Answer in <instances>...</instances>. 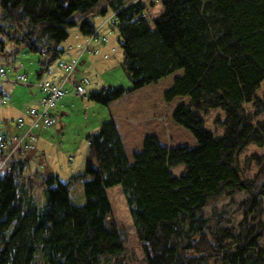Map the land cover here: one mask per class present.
Returning <instances> with one entry per match:
<instances>
[{"label": "trees", "instance_id": "1", "mask_svg": "<svg viewBox=\"0 0 264 264\" xmlns=\"http://www.w3.org/2000/svg\"><path fill=\"white\" fill-rule=\"evenodd\" d=\"M107 2L132 86L88 93L110 114L88 136L85 174L36 181L39 171L23 175L27 160L0 171V264H128L106 193L114 185L144 264H264V158L250 157L253 179L238 163L248 145L264 146V0H161L151 22L142 0ZM106 11L99 0H0V51L22 44L41 55L37 78L50 74L69 29L93 36V16ZM218 109L221 135L204 120ZM81 177L90 178L76 205L70 185ZM36 182L46 205L34 201ZM240 192L248 198L237 226L204 216L210 202Z\"/></svg>", "mask_w": 264, "mask_h": 264}, {"label": "rangeland", "instance_id": "2", "mask_svg": "<svg viewBox=\"0 0 264 264\" xmlns=\"http://www.w3.org/2000/svg\"><path fill=\"white\" fill-rule=\"evenodd\" d=\"M108 0H99L101 5L107 7L104 15L96 14L93 21L104 26L99 30V37H105V43L96 41L90 50H98V54L85 51V66L89 65L88 73L101 81V86H121L129 88L132 86L131 75L124 65L122 49L118 42V31L113 26V10L108 5ZM134 0H125V2ZM146 4V15L151 22L152 17L158 15L161 10V0H142ZM79 14L75 16L78 19ZM78 26L69 29V36L65 46L74 47L75 35L79 34ZM73 44V45H72ZM18 49L19 51L14 52ZM68 49V48H67ZM70 49V48H69ZM71 54V52H70ZM92 54V55H91ZM62 58H69L68 52L61 55ZM41 55L33 53L23 45L8 42L5 51H0V67L5 68L6 75H0V89L5 91L2 96L6 102L0 105V132H18L15 123L18 118L27 119L26 111L30 107L37 106L41 97L37 72L39 71V60ZM80 65H78V68ZM97 72V74H96ZM26 77L24 82H19L17 75ZM66 83L67 94L50 111L55 115V125L48 128L46 132L40 134L38 147L42 146L45 154L42 155V162L33 161L26 167L27 175H33V172L39 171L41 175L35 176L36 181L43 180L44 177L56 175L62 182H68L75 175L85 174V164L88 158L93 157L90 140L88 136L102 123L109 120V108L105 105L88 100L87 97H81L75 94L73 84ZM264 98V84L261 85L257 93ZM250 106V105H249ZM217 117L223 118L222 110H210L204 115L205 126L216 135L222 134V127L216 122ZM46 129V128H43ZM94 129V130H93ZM264 158V146L257 147L250 144L240 153L238 158L239 166L245 178L253 179L258 172L256 162L251 161L252 155ZM1 161V158H0ZM28 164V163H27ZM183 166L175 167L178 171ZM46 171L51 173H46ZM2 172V171H1ZM90 177H81L70 185V199L76 205L85 203L84 181ZM37 183V182H36ZM45 186L36 184L33 190V197L39 206L48 204ZM107 197L110 203L111 215L117 224H119L125 235L127 245L128 264H144L143 253L139 241L134 233L132 219L126 202V196L122 186L114 185L106 189ZM248 198L244 192L236 193L231 197L224 195L210 202L203 208L204 216L212 219L213 224H221L224 227L237 226L243 217L240 203ZM264 220V214H263ZM264 243V239H263ZM111 257V256H108ZM103 264H111L104 260Z\"/></svg>", "mask_w": 264, "mask_h": 264}, {"label": "built area", "instance_id": "3", "mask_svg": "<svg viewBox=\"0 0 264 264\" xmlns=\"http://www.w3.org/2000/svg\"><path fill=\"white\" fill-rule=\"evenodd\" d=\"M96 39L91 36L89 40ZM102 41L106 38L102 37ZM86 49V48H85ZM80 59L74 58L68 61H58L60 69L59 76H43L39 82L38 87L41 93L39 107H31L27 110V119L18 118L15 127L18 132H0V151L3 153V159L0 167L3 166L9 159H22L28 152L35 148L37 135L35 130L41 127L50 128L55 125L56 118L50 111L56 106L57 101L61 100L66 94L64 84L67 82ZM5 71L0 68V75H4ZM19 81H25V76L19 75ZM89 83V78L83 76L79 82L74 84L75 94L78 96H85L86 85ZM5 101L0 98V105Z\"/></svg>", "mask_w": 264, "mask_h": 264}, {"label": "crops", "instance_id": "4", "mask_svg": "<svg viewBox=\"0 0 264 264\" xmlns=\"http://www.w3.org/2000/svg\"><path fill=\"white\" fill-rule=\"evenodd\" d=\"M93 22H94V25L99 30H101V28L104 27V26H102V24L99 25V23L96 22L95 20ZM78 33L79 34H76L75 35V42L73 43V44H75L74 47H70L69 45L68 46H65L64 45V48H65L64 53L68 52V55L70 57L69 58H62V57H60V59L63 60V61H68V60H71L73 58L80 57V63L78 64V65H80V67L79 68H78V66L76 67V69H75V71H74V73L72 75L71 82L69 84H73V81L74 80H78V79L81 78L82 75H85V74H82L83 72H85V71L89 72V68H93L92 65L91 66H89V65L88 66L87 65L85 66V64H87L86 63L87 62L86 61V55L89 54L87 52H84V46L86 45V42H87V36L83 35L80 32H78ZM65 43H66V41H65ZM93 43H96V42H93ZM93 43H91V45L89 46V51L92 52L93 54H95L93 51L90 50L94 46ZM70 52H71V54H70ZM50 70H51V72H52L53 75H59L60 74V70H59L57 64H55V63L50 67ZM90 74L88 73V75H87L89 77V79H90V82L87 85L88 92L99 91L103 87V86H101V81H97V79H95L94 77H92ZM96 74H97V72H96ZM65 87H66V84H65ZM4 94H5V91H3L2 89H0V95H4ZM46 130L47 129H43V128H39L38 130H36V134L38 136V140H37L38 143H39V140H40L39 139L40 134L46 132ZM97 130H98V128L95 129L93 132H95ZM37 142H36V149L33 152H31V153L28 154V157H27V163L28 164L27 165H29L34 160L35 161L37 160L39 162H42V160H43L42 155L45 154V151L42 149V146L41 147H38L37 146V144H38ZM46 173L49 174L51 172L46 171Z\"/></svg>", "mask_w": 264, "mask_h": 264}, {"label": "bare ground", "instance_id": "5", "mask_svg": "<svg viewBox=\"0 0 264 264\" xmlns=\"http://www.w3.org/2000/svg\"><path fill=\"white\" fill-rule=\"evenodd\" d=\"M41 128H43V127H41Z\"/></svg>", "mask_w": 264, "mask_h": 264}]
</instances>
